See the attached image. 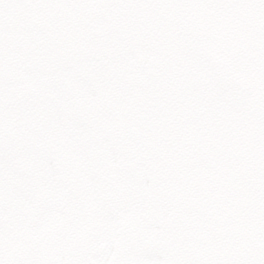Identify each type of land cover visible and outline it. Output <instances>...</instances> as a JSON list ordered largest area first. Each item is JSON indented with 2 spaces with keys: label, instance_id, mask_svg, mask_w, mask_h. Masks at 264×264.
<instances>
[{
  "label": "snow or ice",
  "instance_id": "obj_1",
  "mask_svg": "<svg viewBox=\"0 0 264 264\" xmlns=\"http://www.w3.org/2000/svg\"><path fill=\"white\" fill-rule=\"evenodd\" d=\"M0 264H264V0H0Z\"/></svg>",
  "mask_w": 264,
  "mask_h": 264
}]
</instances>
